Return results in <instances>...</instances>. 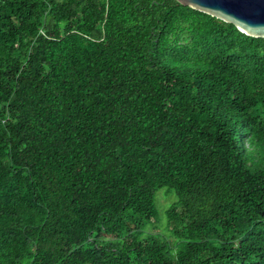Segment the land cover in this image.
Instances as JSON below:
<instances>
[{"label":"trees","instance_id":"obj_1","mask_svg":"<svg viewBox=\"0 0 264 264\" xmlns=\"http://www.w3.org/2000/svg\"><path fill=\"white\" fill-rule=\"evenodd\" d=\"M160 187L173 244L144 232ZM0 264H264V38L177 0H0Z\"/></svg>","mask_w":264,"mask_h":264},{"label":"water","instance_id":"obj_2","mask_svg":"<svg viewBox=\"0 0 264 264\" xmlns=\"http://www.w3.org/2000/svg\"><path fill=\"white\" fill-rule=\"evenodd\" d=\"M192 9L232 23L240 32L264 38V0H177Z\"/></svg>","mask_w":264,"mask_h":264},{"label":"rangeland","instance_id":"obj_3","mask_svg":"<svg viewBox=\"0 0 264 264\" xmlns=\"http://www.w3.org/2000/svg\"><path fill=\"white\" fill-rule=\"evenodd\" d=\"M169 191L166 187H160L156 190V204L158 209V217L155 222L148 223L144 232L147 233H157L166 237L171 244L176 240L173 235L168 231L166 226V214L165 209L176 200V195L174 191Z\"/></svg>","mask_w":264,"mask_h":264}]
</instances>
